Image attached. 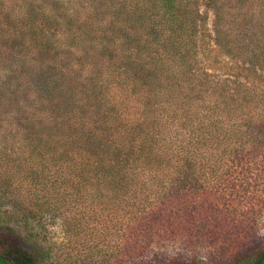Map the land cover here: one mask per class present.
<instances>
[{
  "label": "trees",
  "instance_id": "16d2710c",
  "mask_svg": "<svg viewBox=\"0 0 264 264\" xmlns=\"http://www.w3.org/2000/svg\"><path fill=\"white\" fill-rule=\"evenodd\" d=\"M263 218L264 0H0V264H264Z\"/></svg>",
  "mask_w": 264,
  "mask_h": 264
},
{
  "label": "rangeland",
  "instance_id": "374dc122",
  "mask_svg": "<svg viewBox=\"0 0 264 264\" xmlns=\"http://www.w3.org/2000/svg\"><path fill=\"white\" fill-rule=\"evenodd\" d=\"M202 10L208 14L209 25H211L212 17H213L211 10L205 7H203ZM49 229H50V235H48L49 240L57 242L58 245L62 247V249L66 250L65 243H63L65 238L63 236L60 224H52L51 226H49ZM259 236H260L261 242L264 243V218L261 220V228L259 231ZM206 250H207V247L203 245H199V246H196L192 250H188L187 247L184 246L180 242H166V243H163V245L161 246H158V245L152 246V248L150 249V252L147 254V257L151 259L154 257L156 258L157 257H168V258L178 259L177 257H180V256L186 257V256H193V255H196L199 257H205Z\"/></svg>",
  "mask_w": 264,
  "mask_h": 264
}]
</instances>
